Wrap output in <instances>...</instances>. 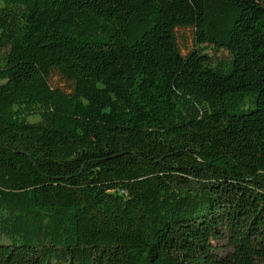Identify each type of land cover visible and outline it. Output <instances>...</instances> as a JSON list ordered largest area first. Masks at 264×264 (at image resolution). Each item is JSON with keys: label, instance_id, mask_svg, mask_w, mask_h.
<instances>
[{"label": "trees", "instance_id": "trees-1", "mask_svg": "<svg viewBox=\"0 0 264 264\" xmlns=\"http://www.w3.org/2000/svg\"><path fill=\"white\" fill-rule=\"evenodd\" d=\"M0 54V264H264V0H0Z\"/></svg>", "mask_w": 264, "mask_h": 264}, {"label": "rangeland", "instance_id": "rangeland-1", "mask_svg": "<svg viewBox=\"0 0 264 264\" xmlns=\"http://www.w3.org/2000/svg\"><path fill=\"white\" fill-rule=\"evenodd\" d=\"M180 38L183 39L181 42L184 45L191 46V38H190V33L189 32L188 33L187 32H181L180 33ZM205 49L207 50V53L209 55L214 56L215 61L217 63L220 62L221 59L223 58L222 57L223 53L217 54L215 52V50H213L211 47H209V45H206ZM1 59H2V55L0 54V62H1ZM35 120H37V119L31 120V121H35ZM216 246H217V251H218L219 254H221V255L225 254V252H226V248L225 247L227 246L225 240H222L220 243H217Z\"/></svg>", "mask_w": 264, "mask_h": 264}]
</instances>
